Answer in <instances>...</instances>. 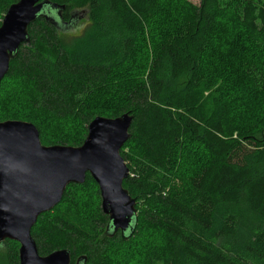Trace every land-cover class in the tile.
<instances>
[{
  "label": "trees",
  "instance_id": "16d2710c",
  "mask_svg": "<svg viewBox=\"0 0 264 264\" xmlns=\"http://www.w3.org/2000/svg\"><path fill=\"white\" fill-rule=\"evenodd\" d=\"M17 1L0 0V26ZM52 1L65 5L63 19L52 9L29 26L0 85V121H30L48 145L80 146L95 117L130 112L124 187L141 208L132 234L109 236L103 209L99 221L67 201L86 182L101 195L88 173L38 218L40 254L68 248L72 264L81 255L113 264L111 253L136 244L141 264H264V107L236 112L231 92L202 72L225 30L264 52V0ZM146 28L152 53L137 70ZM19 248L0 242V264H20Z\"/></svg>",
  "mask_w": 264,
  "mask_h": 264
},
{
  "label": "water",
  "instance_id": "95a60500",
  "mask_svg": "<svg viewBox=\"0 0 264 264\" xmlns=\"http://www.w3.org/2000/svg\"><path fill=\"white\" fill-rule=\"evenodd\" d=\"M52 9L62 21L65 5L52 0H19L9 7L0 26V85L21 45L30 41L29 26L40 16L48 17ZM133 118L130 112L95 117L80 146L45 145L34 123L0 121V242L20 243V264H72L68 248L40 254L32 229L41 214L62 201L67 187L83 184L88 173L99 184L102 209L110 217L107 234L134 232L137 199L124 187L130 167L121 154ZM87 260L81 255L76 264Z\"/></svg>",
  "mask_w": 264,
  "mask_h": 264
},
{
  "label": "rangeland",
  "instance_id": "374dc122",
  "mask_svg": "<svg viewBox=\"0 0 264 264\" xmlns=\"http://www.w3.org/2000/svg\"><path fill=\"white\" fill-rule=\"evenodd\" d=\"M170 1L176 2L177 0H163L162 6L165 8L166 3L168 2L169 4ZM183 1L199 3V0ZM146 33L147 40H145L146 42L142 40L140 47L142 44L147 45L148 53L142 49L139 50L138 59L135 63L137 70L143 68L145 60L152 53L151 45L153 37L149 33L148 28H146ZM218 36L216 45L212 46L202 69L203 75L210 79L213 85L212 88H224L231 92L230 95L233 99L236 112L243 111L242 113H245V111H252L249 108L258 109L256 112H260L264 107V99L260 96L264 92L260 91L264 87L258 90L253 81L259 82L260 85L264 81V76L260 70L263 68L262 65H264V52L260 53L257 49L250 46L245 38L242 39L238 35L232 34L229 30L220 32ZM212 53L216 54V57L212 58L210 56ZM129 75H132L131 72ZM16 110L20 109L17 108ZM16 110L11 112H18L24 115H28L31 112ZM0 113L3 114L1 109ZM242 115L240 114L239 118H242ZM48 134L52 136L54 133L52 134L48 131ZM40 137L42 143L48 145L44 141L43 136L40 135ZM126 162L132 165L129 161ZM67 201L70 205H77L85 212L93 214L97 220L102 221V197L98 193V188L94 182H86L82 186H73L69 191ZM136 208L140 212L141 204L138 203ZM140 256V250L136 244L125 246L121 252L115 250L111 253L113 264H141Z\"/></svg>",
  "mask_w": 264,
  "mask_h": 264
},
{
  "label": "flooded vegetation",
  "instance_id": "af4514ba",
  "mask_svg": "<svg viewBox=\"0 0 264 264\" xmlns=\"http://www.w3.org/2000/svg\"><path fill=\"white\" fill-rule=\"evenodd\" d=\"M120 232V231H119ZM118 233V232H117ZM121 233V232H120ZM78 259V258H77ZM77 259L75 260V262H74V264H76L77 263Z\"/></svg>",
  "mask_w": 264,
  "mask_h": 264
}]
</instances>
